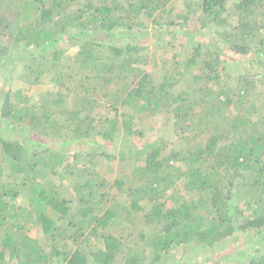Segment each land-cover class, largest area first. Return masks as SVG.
<instances>
[{
	"label": "trees",
	"instance_id": "trees-1",
	"mask_svg": "<svg viewBox=\"0 0 264 264\" xmlns=\"http://www.w3.org/2000/svg\"><path fill=\"white\" fill-rule=\"evenodd\" d=\"M171 1L0 0V66L30 80L0 89V264H168L180 246L214 264L241 232L264 241V104L255 74L230 73L236 55L264 52V0H186L177 13ZM198 25L215 42L179 40ZM153 33L178 48L171 67L146 53ZM165 112L176 134L197 130L194 144L136 138ZM117 159L130 166L110 183L96 167ZM120 221L137 228L127 248ZM247 252L238 264H264V243Z\"/></svg>",
	"mask_w": 264,
	"mask_h": 264
},
{
	"label": "rangeland",
	"instance_id": "rangeland-1",
	"mask_svg": "<svg viewBox=\"0 0 264 264\" xmlns=\"http://www.w3.org/2000/svg\"><path fill=\"white\" fill-rule=\"evenodd\" d=\"M185 1L186 0H172L170 7H173L175 9V13H177L178 11H181L182 9H187V6H185ZM234 21H235V18H234ZM198 28H199V25L197 28H194L193 30L183 32L181 36H178L179 40L184 42L187 39L185 35L193 33L196 40H201L202 42H215V40H213L215 38L214 33H211V34H208L207 32L201 33L198 30ZM76 35H79V37L80 36L83 37V33L78 32ZM74 41L75 40L72 39V42ZM150 43L151 44L148 50H146V53L150 56L156 53L159 57L163 58V60L165 58L168 59L169 62L167 65L170 66L175 60V57H173V55H175V53L179 51L178 48L175 49L173 45L167 44V41L158 40L157 36L154 33L151 35ZM176 43H178V40L176 41ZM257 58H260V60H264V52H262L261 54H256V53L253 54L252 59L247 58L246 56L243 57V56L236 55L235 61L237 62L236 64H234V67H236V69L232 67V69L230 70V73L231 75H235V78L236 76L239 75L240 71L246 74L256 75L255 89L253 90V95H252L253 97H251V99H255V100L257 99V101L261 104L259 106L263 107V104H264V74H262V72L264 71V68L262 67L261 64H259V62H257ZM160 63L162 64L161 61ZM161 64H160L159 71L161 69ZM155 71H158V70L155 69ZM19 76L24 77V78L19 79ZM18 80H21V81L26 80L27 85L30 82L29 73H26L24 67L20 65V63L19 65H17V62L8 63V64L4 63L2 66H0V89L1 91L3 90L4 87L9 88V86L10 87L12 85L15 86ZM222 84L226 87V89L231 90V93L234 94V96L238 97L237 93L242 88V85L238 81H236L235 79L233 80L231 78L229 82L225 81ZM195 86L198 87L199 82L196 83ZM26 87H29V86H26ZM52 88H53L52 83H45L44 85H34V87L29 88V92H30L32 99L36 100V98L38 97L40 98L47 90H50ZM248 101H250V97ZM98 106L104 107L102 103H100ZM151 118H154V119H149L146 121V123L143 124L144 126L143 128L145 131L144 135L143 136L138 135V137H136L137 139L139 140H143L144 138L156 139L160 136H163L165 140H167L168 143L171 144L169 148H171L172 145L179 147V145H181L184 142L183 138L191 142V145L194 144L195 141L193 138H195V135L197 133L196 129H190V131H185V132L176 134L173 128L172 119L169 113L165 112V113L160 114L157 117L154 116ZM72 148H74L73 145L70 147V149ZM117 151H120V148ZM6 162L7 161L3 162L2 159L0 158V163L7 171L9 164ZM128 166L130 165L125 164V166H123L120 163L119 159H117L112 164H108L107 162L100 163L96 167V170L99 171V173L103 175L104 178H106L110 183H113L116 177L119 176L123 170L128 168ZM8 174L9 173H7V180H12L13 176L11 177ZM78 176H81V172L78 170H75V173L71 175V178L76 179ZM22 180L23 178L20 179V181ZM65 187L69 189V182L65 184ZM69 190L71 191V188ZM112 191L115 192L116 190L113 189ZM189 197H190L189 193L185 192V189L182 186H179L178 193L175 199L173 200L179 201L181 203L182 201H184V199L186 198L188 199ZM116 200L121 201L124 204V203H127V201H129L130 198L126 195H118ZM236 200H239V198ZM140 227H142V224L139 225V228ZM111 228L114 229V232L117 235L123 237V240L125 241L124 242L125 248H127L128 245L132 244L131 241H133V239L136 240L137 233L135 231L137 230V228H134L132 224L128 221L127 222L120 221L118 222V225H114ZM39 230H40L39 227L37 228L34 227V231H36L38 236L41 238V240H43V237H42L43 235H41V232ZM253 239L256 241L252 242L250 239V235L248 233L241 232L236 237L228 239L224 242H221L220 247L216 249L213 254L210 255L214 259L217 260V262L214 264H217L218 261L220 260H223L225 264H238L239 262H241L239 257L236 256V253L238 251L245 248L249 253H254L256 251L257 246H262L264 243V241L262 243L260 242L259 237L253 238ZM140 245H143V244L140 243ZM94 248H95V245L92 244L91 249L94 250ZM138 249L142 251L144 250V247H140ZM121 258L122 256L118 255V259H121ZM146 258L148 260L151 259L150 252L147 253ZM168 259L170 260V263L168 264H179L185 260H188L191 264H207L204 262L202 256L190 246H180L178 249L174 250L171 254H169ZM242 263H246V262H242ZM55 264H62V263L56 262ZM114 264H122V263L115 261ZM158 264H166V262H160Z\"/></svg>",
	"mask_w": 264,
	"mask_h": 264
},
{
	"label": "water",
	"instance_id": "water-1",
	"mask_svg": "<svg viewBox=\"0 0 264 264\" xmlns=\"http://www.w3.org/2000/svg\"><path fill=\"white\" fill-rule=\"evenodd\" d=\"M230 195V191H228V196Z\"/></svg>",
	"mask_w": 264,
	"mask_h": 264
}]
</instances>
